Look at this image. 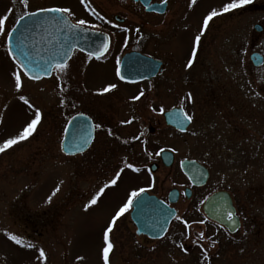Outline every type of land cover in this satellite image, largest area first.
Segmentation results:
<instances>
[{
    "label": "rangeland",
    "instance_id": "374dc122",
    "mask_svg": "<svg viewBox=\"0 0 264 264\" xmlns=\"http://www.w3.org/2000/svg\"><path fill=\"white\" fill-rule=\"evenodd\" d=\"M44 2L35 0L36 6ZM226 2L197 0L191 7V53L203 17ZM8 3L1 1L0 17L6 16ZM234 12L209 22L191 67V89L186 85L190 72L181 61L184 58H179V99L193 117V124L173 146L178 160L195 158L210 171L208 182L195 188L190 198L183 190L191 186L178 165L151 173L144 160H127L130 151L121 147L107 163L104 158L92 159V152L65 156L58 135L59 88L55 78L34 81L22 76V87L17 91L12 72L20 69L8 56L5 37L0 35V144L18 135L33 118V111L19 99L20 95L42 114L32 136L0 153V264H103V231L128 194L139 188H147V192L165 200L169 190L178 189L179 199L173 206L189 227L186 229L176 216L162 239H147L135 234L129 209L110 233L113 249L109 264H201L197 257L194 260L189 247L209 225L201 205L208 193L218 188L228 189L233 202L245 207L246 212H255L260 228L248 250L239 254L237 246L231 245L227 254H217L208 264H264V148L255 146L258 139L264 140V70L252 72L248 57L257 49L264 53V25L257 33L252 28L255 16L251 9H244L240 20ZM10 21H5V29ZM181 33L179 49H186L188 34ZM238 37L242 46L241 59L236 63ZM241 63L243 68L235 74L233 66ZM170 65L178 64L170 61ZM210 81L212 96L211 90L207 91ZM257 128L259 134L254 136ZM160 140L164 142L165 137ZM210 142L220 146L209 149ZM140 152L137 146L134 153ZM125 163H132L140 171L124 168ZM120 168L124 171L117 184L106 188L97 203L86 210L91 197ZM247 189L252 190L249 195ZM200 220L205 223H198ZM5 233L15 234L21 245L7 239ZM181 243L187 251L178 247ZM28 244L34 247H25ZM203 244L210 252L215 249L209 240ZM39 249L44 250L46 259H38Z\"/></svg>",
    "mask_w": 264,
    "mask_h": 264
},
{
    "label": "flooded vegetation",
    "instance_id": "af4514ba",
    "mask_svg": "<svg viewBox=\"0 0 264 264\" xmlns=\"http://www.w3.org/2000/svg\"><path fill=\"white\" fill-rule=\"evenodd\" d=\"M1 1L9 2L6 21H11L6 26L7 29L14 28L21 16L40 8L70 9V14L63 13L64 19H52L51 21L60 22V24H55L49 29L53 33L59 32L61 36L59 41L53 42L56 52L58 47L61 53L69 52L66 59L67 68L64 73L53 69L51 75L44 79L54 77L55 84L59 88V104L56 110H58L60 121L58 132L60 150L65 135L70 131L73 139L79 143L82 141L84 143L87 135L91 136V140L83 151L74 155H66L62 152L65 156H82L92 152L94 155L92 159L104 158V162L107 163L113 159V154L121 147L130 151L127 152V160L132 161L133 158L140 162L144 160L148 169L150 166H155L156 171L158 168L170 169L175 165L179 166L180 161L185 158L196 160L192 157H183L178 160L173 146L179 136L185 134L190 125L192 127L193 122H189L188 128L181 131L167 123L165 119V113L175 108H182L184 113H187L180 103L178 84L180 83L179 58H184L181 61L186 66L191 55L189 0H167L166 3L161 0H86L85 4H82L81 0H45L42 5L37 6L35 0H26V2L25 0H0V3ZM244 9L253 11L254 23H258L261 27L264 25V0H251L250 4L236 9V13L234 12L236 20L242 19ZM78 20H84L86 23L83 26L74 27ZM39 30L41 28H30V31L34 32ZM181 32L188 34L189 43L186 49H179L178 37H181ZM239 39L238 37L236 40L234 60L236 63L241 59L240 45L242 44ZM105 45L106 51H104ZM255 51L262 55L263 62L260 66H252L254 73L264 70V53L259 49ZM89 53L94 55L90 57ZM145 58L152 59L153 62L149 63ZM167 58L172 60H166ZM170 61L178 65H170ZM155 65L157 67L150 77L136 79L128 74L152 70ZM233 67L236 74L243 65L241 63ZM187 68L190 73L186 76V85L191 89V67ZM117 72L120 75L124 74L123 80ZM184 79L182 74V82ZM109 84H116V88L106 93L102 92V89ZM211 84L212 81L207 86V91L211 90L210 96L213 89ZM61 88L64 91H61ZM141 92L143 96L134 100L133 97ZM213 94H215L214 91ZM61 100L64 104L60 103ZM161 108L164 109L163 112L160 111ZM240 111H242L241 108ZM75 117L76 120L72 122L71 120ZM128 120L132 122L121 123ZM97 124L101 127L97 128ZM109 130L112 135H109ZM258 134L257 128V134L254 136ZM134 137L139 139H133ZM162 137H165L164 142L160 140ZM99 141H101L100 146L97 145ZM137 146L141 149L139 154L134 153ZM212 146L216 148L220 145H212L210 142L208 148L211 149ZM255 146L264 148V140L258 139ZM64 147L69 148L67 145ZM161 149L171 153L170 166L164 164ZM216 150L221 151V147ZM209 177L208 169L206 183ZM190 186L192 196L197 186ZM217 191H225L229 194L239 227L231 233L225 226L205 217L209 225L205 227L204 234L216 241L215 249L211 252L207 250L208 259L206 260L203 249L198 244L193 243L189 247L194 260L197 257L198 261H202L201 264L210 263L217 254H227L231 245H236L237 252L240 254L248 250L250 241L253 243L258 238L260 227H258L256 213L246 212L245 207L235 204L231 192L226 188L211 190L205 199ZM251 191L247 189L246 195H249Z\"/></svg>",
    "mask_w": 264,
    "mask_h": 264
},
{
    "label": "water",
    "instance_id": "95a60500",
    "mask_svg": "<svg viewBox=\"0 0 264 264\" xmlns=\"http://www.w3.org/2000/svg\"><path fill=\"white\" fill-rule=\"evenodd\" d=\"M34 12H37L35 17L23 15L24 19H19V23L14 27L16 31L12 38V49L20 61L29 64L30 68L38 72L41 78H46L50 75H46L38 66L42 65L47 67L49 64L54 65L56 62L65 61L69 56V52L61 53L60 47H58V51L56 52V47H54L53 42L59 41L61 36L59 32L53 33L49 30L55 24H60V22L51 21L52 19H64L65 16L61 13L38 12V10ZM33 27L41 28V30L37 32L30 31V28ZM253 29L260 31L261 26L256 24L253 26ZM21 41L23 42L22 44ZM249 58L254 66H259L263 62L262 55L257 52L251 53ZM145 59L149 63L153 62L152 59ZM156 67L155 65L152 70L129 72L128 74L136 79L146 78L154 74ZM121 75L124 74L121 73ZM165 119L167 123L181 131H185L189 125V122L184 119V111L182 108H175L166 112ZM75 120L76 117L71 121L74 122ZM84 139L88 141L87 144L83 143V141L81 143L75 141L72 132H68L65 135V140L62 142L63 151L61 150V152L66 155H74L77 152L83 151L88 146L91 136L87 135ZM66 145L69 147L68 149L64 147ZM78 148L82 150L78 151ZM161 156L165 162L164 164L170 166L172 162L171 153L163 151ZM180 169L188 178L189 182L195 186H202L207 181L208 170L195 160H182L180 162ZM150 171L154 172L155 166H150ZM190 194L191 191L186 188V197H189ZM177 200V189H171L169 191L167 202L147 192L142 193L141 197L138 198V202L133 204L129 214L131 223L135 227V233L137 235H145L151 239L162 238L167 232L171 221L177 215L175 208L171 206ZM202 211L208 218L224 225L231 233L235 232L239 227V221L235 215V209L231 204L230 196L225 191H217L208 197L202 204ZM228 212L234 213V222L227 219Z\"/></svg>",
    "mask_w": 264,
    "mask_h": 264
},
{
    "label": "snow or ice",
    "instance_id": "6c2138e0",
    "mask_svg": "<svg viewBox=\"0 0 264 264\" xmlns=\"http://www.w3.org/2000/svg\"><path fill=\"white\" fill-rule=\"evenodd\" d=\"M26 2V0H25ZM161 2L166 3L167 0H161ZM197 0H189V7H192L196 4ZM82 4L86 3V0H81ZM251 3V0H229V2L224 3L221 8L219 10L216 9H212L210 10L204 17L202 20V24H201V28L199 30V33L196 34L194 36L193 39V50L192 53L189 57V59L187 60L186 63V67H192L193 63H194V58L196 56V50H197V46L200 44L201 42V37L204 35L205 31L208 29L209 27V22L212 21L215 17L223 15L225 13L231 12L233 10L236 9H240L243 8L245 5H248ZM38 12H46V13H69L70 14V9L68 8H60V7H52V8H40L38 9ZM93 14H95V12H93ZM25 15L29 16V17H35L37 15V12H28ZM7 17H0V35L5 37V46L7 48V54L10 57V59L12 60L14 66L16 68H19L20 71H13L12 72V77L14 80V87L17 91H19L22 87V76L26 77L29 80H39L41 79V76L39 75L38 72L33 71L29 64H26L22 61H20L15 52L12 49V38L14 35V32L16 31L15 28H10V29H5V21H6ZM24 17H20V20H23ZM16 23H19V21H17ZM86 23V21L84 20H78L77 24L74 25V27L76 26H83ZM138 31V30H137ZM23 42L21 41V44ZM107 50V46L105 45L104 47V51ZM22 52V49H21ZM23 54V52H22ZM26 55V54H25ZM92 55H94L93 53H89V56L91 57ZM99 58V57H97ZM40 67V70L43 71L46 75H50L51 71L53 69H55L56 71L60 72V73H64L66 68H67V61H62V62H56L54 65L53 64H49L47 67L44 66H38ZM117 75L120 76V79L123 80L124 77L122 75H120L119 72H117ZM116 88V84H109L106 87H104L102 89V92L106 93L111 89H115ZM61 91H64L63 88L60 89ZM143 96V92L139 93V95L133 97L134 100H138L140 99V97ZM19 99L25 104L27 105V107L33 111V118L28 121L25 126L23 127V129L19 132L18 135H16L13 138H9L6 139L5 141H3L2 144H0V153L6 151L7 149H9L10 147H12L13 145H16L17 143L26 140L27 138H29L30 136L33 135V133L36 131V128L38 126V124L41 122L42 119V114L40 112V109L36 108L35 105L31 104L30 101L24 96V95H20ZM189 101L191 100V95L189 94L188 97ZM61 104H64V101L61 100L60 101ZM161 112L164 111L163 108L160 109ZM82 115V114H81ZM184 119L187 120L188 122H191L193 117L191 115H188L187 113H184ZM131 120L128 121H121V123H131ZM97 128H100L101 125L97 124L96 125ZM183 130V128H182ZM109 135H112L111 130H109ZM133 139H139V137H134ZM87 140L84 141L85 144H87ZM61 150L63 151V145H61ZM82 150L81 148H78V151ZM161 152H163L164 150L161 149ZM159 154V153H157ZM124 168L130 169L133 172H139L140 169L136 166H134L132 163H125L124 164ZM124 168H120L118 171L115 172L114 177L109 180L108 182H106L104 184L103 187H101L99 189L98 192H96L91 199L89 200L88 204L85 205V209L87 210L89 207L95 205L99 199V197L104 193L106 188H109L110 186H114L117 184V181L120 179ZM59 188H57L54 191H58ZM148 189L147 188H139L138 190H133L131 191L126 200L122 203V205H120L118 207V209L115 211V214L111 217L110 221L108 222L106 228L103 231V242H104V246L102 249V257H103V264H109V253L110 251L113 249V244L111 243L110 240V233L113 231V228L116 225L117 220L123 216L125 213H127L129 211L130 208H132L133 204L138 202V198L141 197L142 193L147 192ZM51 199V197H49V200ZM177 220H180L185 228L187 229L189 227V223L186 220H182L181 217L177 216L176 217ZM227 219L229 221H233L234 222V213L232 212H228L227 214ZM198 223L203 224L205 223L204 220H200L198 221ZM162 231H166V230H162ZM7 239H9L10 241L14 242L16 245H21L22 241L20 238H18L15 234H8L5 233ZM189 237L187 236V234H185V239H188ZM205 240H209L211 245H215L216 241L212 240L209 237H205L203 232H200L198 234L197 240L193 241V243H196L199 245V247H201V249H203V254L205 259H208V252L207 249L204 248V244L203 241ZM25 247H34L31 244L25 245ZM178 247H180L182 250L187 251L184 248V244L181 243L178 245ZM38 259L39 260H44L46 259V254L44 252L43 249H39V255H38Z\"/></svg>",
    "mask_w": 264,
    "mask_h": 264
}]
</instances>
